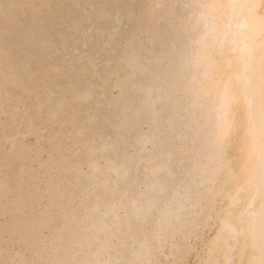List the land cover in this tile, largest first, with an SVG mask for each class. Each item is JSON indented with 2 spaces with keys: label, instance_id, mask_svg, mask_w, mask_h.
Masks as SVG:
<instances>
[{
  "label": "bare ground",
  "instance_id": "6f19581e",
  "mask_svg": "<svg viewBox=\"0 0 264 264\" xmlns=\"http://www.w3.org/2000/svg\"><path fill=\"white\" fill-rule=\"evenodd\" d=\"M7 1L3 0L4 4L1 3V5L4 7L5 2ZM20 1L24 3L25 5L24 8L28 9L30 7L29 10L30 11L32 10L31 11L32 13H33V10H36L38 7L40 10L41 7L43 8L44 4H46V0H37L39 1L38 3L36 0H20ZM75 1L74 2L76 5L78 3V0H75ZM79 1L81 4V2H83L84 0H79ZM100 1L102 2L100 3ZM103 1L104 0H99V3L101 4L102 8H104L105 5L106 7H109L112 3H114V0L113 2L110 1L111 4L108 3L109 1L107 2L105 0L106 1L105 3L109 4L107 6V4L102 5V3H104ZM154 1H158V0H153L154 4L152 3V1L149 2V4L152 3L153 5L149 6V4H147L148 7L151 8L152 6L154 7L158 6L157 5L158 2H154ZM173 1L174 0H171L172 7L174 3ZM12 2H14V0L11 1V3L9 2L10 4L7 3L8 6L10 5L11 7ZM17 2H15V5L16 4L18 5ZM48 2L53 3L55 2V0H53V2H51V0L50 1L47 0V5L50 8L51 6L50 4H48ZM87 2L89 4V5L87 4L88 8L89 6H91L89 8V11L90 9L94 11L93 8L96 9L97 7L98 8L101 7V6H98L96 3H92L90 1H87ZM128 2H131V0ZM135 2H137V0ZM90 3H92L93 5H90ZM119 3L116 2L114 3V5L115 4L118 5ZM175 3L176 5H174L175 6L174 10L177 16L175 15V13L172 15L173 17L176 16L175 18H178L179 22L177 23L173 22L174 20L176 21V19H174L171 21L172 23H169V24L178 25L179 23V27L176 25H175L176 27L173 26L175 27V29L176 28L179 29V34H178V37L175 34V37H177L175 38L174 34L172 33L174 39H176L175 42H170L172 41L171 39L169 41V38H171L170 37L171 34L168 35L169 36L168 43L175 44L173 46L175 47L176 50L174 49L175 52L173 50V53H172L173 55L171 58V56H169L171 54H169L168 52H165V49L167 50L169 45H167V48L166 47L165 49L163 48V46H166V44L164 45L163 40H166L167 38L166 39L164 38L161 40V38L163 37L161 38L159 37L160 38L159 42L163 41L162 47L160 45L161 43L159 44L157 42L154 43L156 40L158 41V39L154 40V38H151L154 40L153 41L154 44H158V47H157L158 49H160L159 45L161 47L160 53L158 52L159 54H161V56H159L161 59L159 61L160 63H156L157 65L154 64L155 62H157V58L159 57L155 55L157 53L156 51H158L155 49L157 45L155 46L154 44H152L154 45V48H152V52H156V53L152 55L150 51L149 54L152 55L151 58H153V56H157V57L156 59L155 57L153 59L155 60V62L150 63L151 60L148 59L150 64L148 62L147 63L149 65L154 64L153 68L156 67V69H158L159 72L162 69H165V68L166 69L163 72L161 71L160 74L157 73L158 75L155 74L158 71L155 70V73L152 72V76H154L153 78L154 82L152 81V78H150L151 81L153 82V83H150V87L152 84H156V85L155 86L152 85L153 89H150L149 87V89L145 90V88H143L144 89L143 92L145 94L144 96H143V92H142V96L140 97H138L137 94L141 93V91H139L140 88L144 86L143 85L144 82L145 83L147 82L142 80L143 81L142 86H141L142 81H140L141 82L140 84L138 83L140 80L139 77L145 80L147 76H146V72L144 71L145 69L144 70L139 69L140 67H137V66H140L139 65L140 61H143L142 59L149 55L143 54L144 57L142 58V56L139 55L140 54L139 50L141 51L143 50L142 52H144L143 48L145 47L143 48L140 47L141 48L140 49L139 44L136 47L137 45L135 44L136 42L134 43L132 41V43L135 44V46L134 44L133 46L139 49L138 50L139 51L138 60L140 61H137V58H138L137 50L136 52H133V53H136L135 55L131 52V50H133L131 48H130L131 56H128L130 57L128 59L126 56L129 54V50H128L129 48H126V51L128 50V54H124L125 52L124 51L122 53L123 57L120 56L119 57L120 59L118 58L119 55H115L114 58H116L117 56L118 60L113 59V61L112 59H110V56H109V58L107 59L105 58L106 59L105 60L106 62L104 63L105 65L104 64H101V65H104L102 66L104 69L102 72H105V70L108 69V65H110V63L114 61L115 62L121 61L123 65H126L122 67H125V69L130 67L131 69L130 71H132V69H135V68H137V70L139 69L138 72H140V70L144 71L145 72L144 75L139 73L137 75L139 77L134 76L137 78L136 82L135 80L134 82L135 83L138 82L137 83L138 86H135L136 84L132 85L134 84L133 80L127 81L128 79L127 80L124 79L125 76H123V79H121L120 77V79L118 80L115 79V81L117 80L115 82V85L112 86L111 89H108V90L117 89L118 94L116 93L117 95H112L111 92L107 93L106 90H103L104 83L102 82L104 81L103 79L105 78L103 76L99 77L101 74V73L99 74V72L97 71V69L101 70L97 68L99 66L97 65L94 66L92 73H90L89 80L83 79L84 81L82 80L81 81L82 83H78L80 84V86L77 85V83L75 85L74 82L76 81L73 82V78L78 76L80 70L77 71V69L76 70L73 69V71L75 70L77 72L74 71L75 73L74 72L72 73L71 71L72 76H70V79H69V75H67L68 76L66 77L67 79L63 78V80L64 79L67 81L70 80V82L68 81L66 85L62 87V85H64V82H66L65 80L64 82L62 81L63 84H61L59 88L58 86L54 85L55 90L60 89L61 87L63 91L67 90L65 91L67 95L68 93H70L71 97L69 96L70 97L69 102H67L66 98L64 97L66 95L62 94L64 96L61 97L58 91L57 92L51 91V90L49 91L46 88V90L49 92V93L46 92L48 95L45 92L43 93L46 94V97L48 96V99L46 100L48 101V105L46 109L48 110L49 113H44L46 109H43L44 108L43 106H45L44 104H46V101L44 100L41 102L40 100L42 99L36 102L38 103V106L37 105L36 106L39 107L36 110L37 112L30 113L32 111L30 110L29 112L30 115H28L31 118L30 120L35 119V120L41 121L44 118V120L46 119L48 121L47 123H44V129H41V131L43 130L42 133L44 134L42 136H39V138H42L43 140H46L48 142H51L53 141V139H55L57 141L58 151H60V149L63 148L64 143H66L65 141L67 140L71 141V144H72L71 147L73 146L74 148V149L72 148L73 150L70 148L72 151L70 152L69 155L66 153L61 155L62 160L64 161V164L62 162L60 163L63 164L66 167V169H64V171H59L61 169H58L59 173L55 172L56 177L58 175V179L53 184H55V186L58 187L57 188L58 192H56L58 193L57 198H56L58 199V201H54L53 199L50 198V196L48 197L46 196L47 204H46V207L44 206L45 209L42 210L43 212L41 214H38L39 218L38 216H36V213L35 215L31 214L33 213L32 211L35 212V208H37L36 206L37 205L39 206L40 200L41 199L43 200L41 192L39 194V192H37L36 190L34 191L32 190V191L33 193L35 191L37 193H34V194L31 193L30 195L31 197L30 200L33 202V204H31L32 202L30 204L24 203L27 201L16 204L17 201L14 203H11L14 200L13 201L10 200L11 202L9 201V203H11V206L12 204L16 205V207L15 205L13 207L14 210L12 209V207H11L12 210L7 209L8 207L6 205L7 213L9 215L12 213L10 211H14V212L16 211L17 212V213L15 212L16 215L17 214L20 215L23 212H25L26 214H22V215L32 216L31 218L28 217L29 219L27 218L25 219V217L27 216H24L23 219L26 220V222L24 220L26 224H16L15 223L16 225H18V227H21L22 225L27 226V223L28 222L30 223L31 221L32 222L35 221L36 222L35 225L38 224L35 227L33 224V229L30 226L31 230L27 226L29 228L28 230L30 231L33 230L32 231L33 233L31 234L30 232L31 235L28 233V235H30L31 237L30 238L31 241L26 239L28 240V242L29 241L30 243L32 242L34 249L37 250L35 251V254L37 255L35 256L36 258L38 257L43 260L44 257H43V254H41L43 251L46 254L52 253L51 255H53V264H162V260L165 261L164 262L165 264H188L189 262H192V264H264V86H263L264 84V41L262 39L264 35V29H263V25L260 23L258 19H256V17L252 13L254 7H256L258 4V0H175ZM40 4L43 6H41ZM53 4L55 5V3ZM61 4H60V9H62L63 12H65V9H66L67 10L66 13L68 12L70 13V11L68 10V9L72 10V8L69 7L70 4L68 6L69 8L63 7L64 4L63 3ZM71 4L73 5V3ZM80 4L78 5L79 7H80ZM125 4H126V7H125ZM125 4L123 3L124 8H126V10L122 9L123 6L119 9H122L128 12L127 10L128 3H125ZM26 5L28 6V8L26 7ZM67 5L65 3V6ZM87 5H85L84 3L81 4V6L83 7V10H81L82 8L80 9L82 13L78 7L77 9L80 12L77 11L78 13L77 12L76 13L78 15L81 14L83 16L84 15L83 11L84 9L85 11L87 10L85 8ZM119 5H122V3H120ZM134 5L135 7L139 6L137 5V3L135 4L131 3V8L129 7V10L132 13L136 12L137 14L138 13L137 11L139 10L136 11L135 10L136 8L134 7ZM168 5L170 7V3ZM58 6L59 5H57V10L55 12L59 11L58 14L60 13L61 15L62 14L66 15V13H62V11L58 9ZM132 6L134 8H132ZM10 7H6V8H10ZM75 7L74 9H76ZM112 7H114L113 4H112ZM112 7H109V9L108 8H105V9L106 11L109 12ZM154 7L153 9L156 8ZM117 8L114 7L111 11ZM138 8L140 9V6ZM12 9L16 11L15 7H12ZM54 9H56V7H54ZM54 9L52 10L53 12H54ZM6 11L4 10V13ZM89 11L85 12L86 15L84 16L86 18H89L87 14H91V13H87ZM99 11L100 10H98L97 12L99 14L102 13L101 16H103L104 13H105L104 15L109 14L111 17L112 15H118L117 21H119L118 20L119 16L123 15L125 17L127 15V14L124 15L126 13L125 11L124 13H122V11H118V9L117 11L118 13H121V15L116 13L115 12L116 10L113 11V13L115 12V14H112L111 11L110 13L106 14V12H102L103 9L100 12ZM53 12L51 13L53 14ZM153 12L155 14L154 10ZM4 13L2 15L5 17H1V16L0 17L6 19L7 16H6V13L5 15ZM18 13L15 12L16 15ZM51 13H49V15ZM60 14L59 16L58 15L56 16L60 17ZM94 14L95 15L93 16L94 17L96 16L95 18L97 19L99 14L98 16L96 13ZM147 14H150V13L147 12ZM16 15H15V18L13 17L14 15L11 18L16 19L17 21L18 18ZM36 15L37 13L33 15L34 16V18H32L33 21H36L34 20L36 19L35 17ZM137 15L130 16L131 19H128L129 16H127L126 19L128 21L132 20L133 17ZM21 16L19 15V19H21L20 18ZM46 16L48 17L47 14ZM46 16H45V19L47 18ZM56 16H53V18H51L54 21V23H51L52 20H50L51 24H56V21L54 20L55 19L54 17ZM82 16H77L76 21L79 22L80 20L78 21V19L80 18L78 17H82ZM123 16H121L120 21H122ZM146 16L150 17L151 15H146ZM50 17H48L47 20ZM90 17L92 18V16ZM105 17H107V20H108L109 17L108 16H105ZM140 17L138 16V19H140ZM143 17H145V15H143ZM40 18L43 19L44 15L43 17L41 16ZM95 18H94V23H93L95 28L101 27V25L103 24V25H108L110 29V26L112 25V23H110L109 25L108 24L109 20L114 21L115 17H113L112 19L110 18L107 21V23H105L106 20L103 21L102 18L99 17L100 18L99 26H97L99 18L96 20L97 22L95 21ZM64 19L63 21L62 20L61 21L64 22ZM159 19H162V16H160ZM23 20L24 22L26 21V19L24 18L22 19V23H23ZM29 20H31V17ZM60 20L59 21L57 20V21L60 22ZM72 20L73 22H71ZM72 20L71 21L68 20V22L67 20H65L66 25L67 23L69 24V21L71 23L76 24V22H74L75 20L74 19ZM101 20H102V24H101ZM14 21L12 20V23H15ZM18 21L15 23L16 25H18L17 24ZM40 21H43V22H40ZM39 22L44 23V20H39ZM95 22L97 24H95ZM130 22L132 21H129V23ZM133 22L135 23V19H133ZM26 23H28V21ZM36 23L38 24V22ZM40 23L38 25H43L40 27L41 28L40 30H43L42 27H45L47 22L44 23L45 26L44 24H40ZM50 23L48 21L49 25ZM113 23L115 24L116 22H113ZM124 23L126 24V21ZM151 23L156 24L157 22L153 21ZM33 24L36 25L34 22ZM33 24H32V27H34ZM60 24L65 25L63 23H60ZM16 25L13 24V26L15 27ZM19 25L21 26V22ZM62 25L60 26L58 25V27H61ZM76 25H79V24L77 23ZM118 25L115 24V27L116 28L119 27ZM136 25L137 24H135V26ZM144 25L145 24H142L141 26V23H139V26H140L139 29L140 28L142 29ZM158 25H159L158 26L159 28L160 25L162 24L159 23ZM50 26L45 27L46 30L48 29V27L50 28ZM68 26L69 25H67V27ZM94 26H92L93 29H94ZM149 26L150 24L148 25V27ZM26 27H27L26 28L27 30H28V27L30 30V25L29 26L26 25ZM32 27H31L32 30L36 29L34 30V32L38 30L37 25H36V28L34 29ZM53 27L55 28V25ZM58 27H56L55 29H57ZM86 27H89V26H86ZM123 27L125 28V25ZM123 27L122 26L119 27V30H121ZM163 27L164 28H161V27L159 28L162 30L161 32H164L163 31L164 29H169V28H166L165 25H163ZM54 28L51 29L53 31H51L50 29L49 31L51 33L56 32L57 30L55 31ZM107 28L108 27L106 26V30ZM135 28H133V30ZM150 28L153 31V28L152 27ZM158 28L157 30H159ZM5 29L3 31H5L6 33L7 30ZM26 29H24L25 30L24 32H26ZM98 29L99 28H97V30ZM101 29L104 30L103 32L106 31L104 28L101 27L99 31H95L96 30L95 29L93 35L94 36L96 35L95 32H97L98 34L101 33ZM151 29L149 30L150 32H152ZM170 29H172V25H170ZM0 30L2 33V28ZM17 30L18 29L11 30L10 34H12V31L15 32ZM32 30L27 31V33L30 32L32 34ZM46 30L44 29L43 32L38 31L40 35L42 34L43 37L44 36L47 37L46 41L48 42V44L43 43L42 44L43 47L45 46V44L48 45L50 49L51 48L54 49V47H51V45L58 47V45L60 44V48L62 46H65V44L63 43L66 41V37L64 36L65 32L64 34L62 33L63 31L61 32L62 29L59 30L58 32L59 34L62 33V35H59L58 33L54 34V36L56 34L58 35V37L60 36L59 37L60 39L64 36L62 40L65 38L63 41L59 39L61 43H59L58 45H54V43L51 44L49 42V39L51 38L49 36H51L52 34L48 31L49 34L47 36L46 33L48 32ZM144 30H147V28H144ZM144 30L143 32H145ZM110 31L107 33H110ZM122 31L124 32V30ZM38 32H36L37 33L36 38L38 37L37 36L39 34ZM127 32L129 31H126V33L121 34L122 36L123 35L125 36L124 38L125 42L127 40L126 44L130 42V41L128 42V39H130L129 37L131 36L130 35L131 33L129 32V34H127ZM156 32L157 31H153L155 35H157ZM20 33L23 34L22 32ZM30 33H29V36L27 34L26 37L25 35L24 36L21 35L23 37H20V39L22 40L23 38L24 40V37L25 38L30 37ZM139 33L140 32H138V34ZM145 33H148V30ZM33 34L35 35V33ZM112 34L113 33L109 34L110 36L108 35L110 39L107 37L108 38L107 41H110L108 43L111 45L109 48L114 49L113 48L114 45L112 46V44L114 43L115 40L111 39ZM160 34L164 35L165 33H160ZM119 35L120 33L118 34V36ZM126 35L127 36L129 35L128 39L126 38ZM165 35H167V33ZM7 36H6V39L5 37H3V39L6 40V41L4 40V44L7 42V38H9ZM42 36L40 38H42ZM101 36L103 35H100L99 37L102 38ZM115 36H112V37L114 38ZM149 36L151 37V34H149ZM158 36L159 35L154 36V37H158ZM13 37L9 41L10 44L13 43L14 41H17L16 43H18V40H17L18 37L15 38L16 36L14 37L15 40L11 41L14 39ZM30 38L29 40L26 39L27 42L32 41L30 42L32 46L30 45L29 49L30 48L33 49L34 45L36 48V44H38V40L35 41L37 43L33 45V41H34L33 39L35 37H32L33 39L32 38L30 39ZM97 38H95L96 41L94 42L98 43V40H100L99 42H101V39L100 38L97 39ZM104 38L105 37H103L102 40H104ZM133 38H136V37L134 36ZM43 39H45V37ZM119 39H118V42H119ZM146 39H149V38H146ZM69 40H67V42ZM93 40H94V37H93ZM111 40L113 42H111ZM42 41L44 40L41 39V42ZM73 41L76 42L75 40ZM149 41L151 42V40ZM41 42L39 41V44L37 46H40ZM67 42L65 43L68 45ZM105 42L106 41H104V43ZM116 42L117 40L115 41V43ZM150 42L148 43L151 44ZM87 43L88 42L82 43V44L88 45ZM138 43H141V42H138ZM21 44L23 45L24 42H22ZM92 44L91 46L90 45L89 46L92 47ZM8 45L9 44L6 45L7 49H1V50H3L4 52L6 50L7 52L9 49ZM22 45L21 47H18V48L27 49L26 46H28L29 43H27V45L25 43V45H23L25 46L24 48ZM67 45L65 46V51L70 48V47H67ZM2 46L0 47L2 48ZM48 46H45V47L47 48ZM93 46L95 47V45ZM43 47L41 49L39 47L37 48L42 51L43 55L41 54V56L43 57L46 64L42 63L43 59H41L42 57H40V51H38L37 48L36 49L34 48L33 52H39L38 54L41 60H38V61H41L40 63L42 64L38 66L39 68L38 71H36L37 69H35V67L32 66L33 71L35 70L36 72H39L43 70L42 72L47 71L49 73L51 71L50 69H52V71L56 70V72L57 71L60 72L59 68L62 69V65H65L64 69H67V68L72 69L70 68L71 67L70 60L68 62L67 61L68 59H66L65 56H62V58L60 57L59 59H57L56 60L58 61L57 63L56 62L52 63V61H54L53 60L54 58L51 59L52 61L48 59L52 57L50 55L51 53H53V51L54 53L57 52L58 54L56 53V55H58L59 57V54L64 52L63 48L62 49L57 48L58 51L59 50L62 51V52L60 51L58 52L56 51L57 49L56 50L54 49L53 51H51L52 49L48 50L49 48L48 47L47 48L48 53L47 52L46 53L48 55L50 54L49 55L50 57L48 55H45V57L47 56V58H44V54H45L44 52L46 51V48L45 50H43L44 49ZM126 47H129V45H126ZM14 48L15 46L14 47L11 46L10 49L14 50ZM104 48L105 47H103V49ZM10 49L9 51H11ZM22 49L20 50L22 53L21 52H20L21 54L17 53L18 54L17 56L19 57V59H20V56L23 59L28 58L22 55L23 53L25 54L26 52ZM32 49L28 50L29 53H31ZM111 49L109 51H111ZM162 49L164 50L165 54L167 53L166 55L168 57L167 58L168 60L165 59L166 56L162 58V54H164V52H162ZM34 50H37V51H34ZM169 51H170V48H169ZM4 52L1 51L0 53L2 54ZM14 52L12 54H14ZM33 52L31 53L32 55L35 54ZM115 52L117 53L116 50ZM86 53L88 54V52ZM64 54L62 53V55ZM87 54L84 55L81 58V60L85 59L84 57L85 56L87 57L88 56ZM132 54H133V57L135 55L137 56V58L134 59L135 57L133 58ZM32 55L30 56L31 58L36 56L37 54L34 56ZM52 55L54 56V54ZM108 55H110V53ZM124 55L126 56L124 57ZM7 56H8L7 58L11 56L12 57V58L10 57L11 62L14 63V61H12L14 56L13 55L9 56L8 54ZM91 57L88 60L91 61L90 63L94 64L95 57L94 56H93L94 58L92 57L94 62H92ZM100 57H102V55ZM22 58L20 60H22L21 63L24 64V60ZM63 58H64V62L66 60L67 62L66 64L64 62H63L64 64H60ZM20 60L18 61L17 59L18 64H20ZM59 60H61V62H59ZM27 61L29 60L27 59ZM136 61L139 63H137ZM71 62L74 65L76 61L74 63L73 61ZM121 62H120V65L122 64ZM135 62L137 63V65ZM68 63L70 67H67ZM10 64H11L10 67L14 65V64L12 65V63ZM27 64L29 65L28 62L26 63V66ZM38 64L39 63L37 62V65ZM134 64L136 65V67L134 66ZM77 65L79 68L80 67L79 64ZM144 65H142L144 68L145 66H147L146 71H149L147 73L151 74L150 70L148 69L149 65H145V66ZM0 66H1V63H0ZM18 66L19 65H17V70L20 66H21L20 69H22V71L23 69L24 70L27 69V67L26 69L22 68L23 65H20L19 67ZM34 66H36V61L34 62ZM116 66H118L119 67L118 69L121 70L120 69L121 66L119 65H116ZM15 67L16 66L14 65L13 70ZM56 67H59L58 68L59 70L56 69ZM157 67H160V70ZM161 67H164V68H161ZM1 68L2 67H0V71L4 69V67L3 69ZM44 68L46 71L44 70ZM46 68H48V70ZM153 68L151 66L152 70H154ZM69 69L68 71L65 70L66 73L64 72L65 73L64 76L68 74L67 72H70ZM125 69H122V70H125ZM7 70H10L12 72V70L9 68ZM17 70L15 68L13 76L16 75V77H18L17 75H20L19 73L21 72L20 71L18 72ZM137 70L135 71L136 73H137ZM16 71H17V74H16ZM27 71L30 72L31 70H27ZM11 72L9 73V71H7L8 74L6 76L4 75V77H8L9 75L7 80H5L6 78L4 79L3 75L0 76V77H3V81L0 78V82H4L5 80L6 81L5 84H7L10 78V75L12 74ZM36 72L35 74L29 73V75L32 74L35 77ZM42 72H40L41 75L44 74L46 76V74L45 73L42 74ZM132 72H130V74H133ZM28 73H27V76L25 77V80H27V77H29ZM108 74H111V73L109 72ZM22 75L18 77L19 81H20V78L24 77ZM44 75L42 76V79ZM125 75H126V78H129V75L128 76L127 74ZM108 76H111V75H108ZM112 76L114 75L112 74ZM18 78L16 79L18 80ZM95 78L96 80H94ZM130 78L133 79V75H131ZM16 79L15 78L13 79L15 80L13 81L14 84L16 82ZM34 79L35 78H33V80ZM101 79L103 81H101V84H100L98 82H100ZM105 80H107V78ZM29 81H27L29 83L28 86L27 85H24V87L21 86L22 88H25L24 89L25 91L28 89L29 86H32L31 84L33 81L32 80L30 82ZM44 82H43V86H44ZM110 82H111L110 84L111 86L113 81H109V83ZM130 82H132V84ZM23 83H19V84L22 85ZM107 83L108 82L106 81V84ZM57 84L59 85V83ZM160 85H163V86L166 85V87L164 86V88L165 90L169 89L167 90L169 92H170V88H168L167 85H170L169 87L172 88L171 93L167 91L166 93L165 90H163V86L160 88ZM26 86H27V89H26ZM133 86L137 87L138 91L136 90L137 88L133 89L134 88ZM22 88L18 87L19 90L20 89L22 90ZM97 89L101 93L98 94V92H96ZM8 93L6 92L7 95ZM13 94L14 93H12V95ZM9 95L11 96V93ZM32 97H35V96L32 95ZM71 98L72 100H74L73 101L74 103L72 102ZM3 101L1 103H3ZM3 105L5 106V104H2V106ZM93 105L96 107V110L93 114H90L89 109H91L92 108L91 106ZM15 107H16V104H15ZM24 107H22L21 109H23ZM17 108L18 107H16V109ZM1 109H5V108H1ZM6 110H5V113H6ZM23 114L25 113L23 112ZM44 114H46V116ZM0 115H1V112H0ZM2 115H5V114L2 113ZM10 117L12 118V116ZM18 117L20 116L18 115ZM8 118H9V114H8ZM74 118H75V121H74ZM12 122L15 123L14 121ZM32 122L33 121H30L29 123L33 124ZM7 123H10L9 120L3 124L4 125L3 129L5 130H7L6 127L8 128ZM57 123L58 124L60 123L62 125L61 126L62 129L64 127L67 131L64 129H63L64 130L63 132L58 131L61 128L59 129L57 128V132L54 131V126ZM33 126L34 127L40 126L41 128L42 124L41 125L33 124ZM69 127L71 129H69ZM29 129L28 128L24 129L25 132L27 130V133L23 132V129H22V132H20L21 135L24 133L30 135V131H28ZM32 130H35V128ZM9 132L8 134L10 135ZM40 132H38V134ZM60 132L62 133L65 132L66 134L68 132L69 136L67 137L64 134V137H63V135H61L62 133ZM32 133L33 131L31 132V134ZM4 135L2 136V139L5 138ZM9 135L8 137L4 139V141L6 140V143H7V140L11 141L9 142L10 144L9 148L11 147V150H9V154L13 152V155H16V156L15 157L11 156V158L14 157L15 160L11 159L12 161L9 162L8 160L7 162L9 154H7L8 152H4L5 151L4 146H3L4 142L3 143L0 142V160L4 162L0 164V198L7 197L8 194H10L14 190L13 189L14 184H16L19 180H21V178L24 175H27V179L30 181L32 180L33 177H36L37 175H41L40 173L36 174V176L35 174H33L35 173V171L33 172V169L35 170V168L37 167L29 170L28 169L29 166L26 167L23 165V159L21 158V156L23 155V152L25 151H23L22 155H20L19 153L21 152H19V150L21 151V149L17 147L18 139L16 137H13V138H16L17 141L16 139L13 140L12 136H9ZM29 135L27 136L29 137ZM35 139H36V136H35ZM43 142L44 141H42V143ZM53 143L54 142H52V144ZM7 146H8V143H7ZM21 146H25V144L20 145V147ZM29 146L30 145H28V148H30ZM35 146L33 148L34 152H35ZM31 148L29 150H31ZM23 149L25 148L23 147L22 150ZM36 149H38L37 146H36ZM45 149H43L44 152H45ZM40 150H42V148ZM6 151H7V147H6ZM31 151H27V153L28 152L32 153ZM64 151L66 152L67 150L64 149ZM64 151L62 150V152ZM51 152L54 153L55 151H52L51 149ZM40 153L42 154L43 151L39 152V155L41 156ZM24 155L26 156V153ZM48 155L46 156L50 158V155L49 156ZM58 156L59 158L57 159H59L60 161V154ZM23 158L25 160V157ZM53 158L54 157L52 156L51 160H54ZM28 160L27 162L29 163V161L32 160V158L29 161ZM57 161L58 160H56V162ZM37 162L38 161H36V164ZM39 162L41 161L39 160ZM53 164L54 163H52L51 165L53 166ZM25 165H28V164H25ZM31 165H33V163ZM57 165L59 164H56L55 166ZM31 167L33 166H30V168ZM38 168H39V165H38ZM38 168L36 171H38ZM49 168L52 169V167H49ZM57 168H60V167L59 166L55 167V169ZM40 169H41V166L39 170ZM46 173H47L46 174L47 176L48 171H46ZM54 175L52 176V178L54 177ZM27 182L28 181H26V185H23V186L27 187L28 186ZM46 183L47 185L49 183V181L47 182V179H46ZM41 189L43 190V188ZM88 189L89 191L91 189V192H89L90 194H87L86 197L83 198L84 200H82L81 197L83 196L84 192L86 193V190ZM23 194L25 193L23 192ZM38 197L39 199L41 197V199L39 200ZM53 198H55V196ZM21 199H24V198L22 197ZM77 199L78 201L80 199L81 202L79 201L80 203L78 204L77 209L75 208L76 210L72 211V208H74L73 206H71L72 207L71 209L67 208V207H70L68 205H70V203L73 202L72 200H75L76 202ZM9 203H8V206H10ZM40 203L42 204V202ZM3 208L5 207L3 206ZM25 209L29 211L27 212ZM33 215H34V218H33ZM23 219H21L20 221H22ZM79 225L82 227H78ZM21 228L23 229V226ZM19 229L17 228V231ZM24 229L27 232V228L24 227ZM117 233L125 235L126 236L125 239L124 238L120 239V234L119 236H117ZM114 238H117L116 242L113 241ZM44 240L46 241L49 240L50 245L49 243L48 245H46ZM16 242L14 243L16 244ZM3 246H5V244ZM1 247L2 246H0V256H2L1 254L3 253L5 254V250ZM62 252L64 253L63 255L60 254ZM2 257H3V260L0 257L1 258L0 263H3V264H5L6 261H7L6 264H28L26 262L27 260L26 261L23 260V258L19 257V255H15L13 258L10 256L9 258L7 257L9 260L5 258L6 256L5 257L2 256ZM4 258L6 260L5 262H2L4 261ZM15 258L18 260L16 261ZM47 260L49 261V258ZM47 260H45L44 258L43 261L45 262H43V264H48L49 262Z\"/></svg>",
  "mask_w": 264,
  "mask_h": 264
},
{
  "label": "rangeland",
  "instance_id": "374dc122",
  "mask_svg": "<svg viewBox=\"0 0 264 264\" xmlns=\"http://www.w3.org/2000/svg\"><path fill=\"white\" fill-rule=\"evenodd\" d=\"M4 1H5V0H4ZM6 1H7V0H6ZM11 1H13V0H11ZM11 1L8 0L7 2H5L6 7H10V5L8 6L7 3H9V2L11 3ZM19 1H20V0H18V2H17V0H14V2H12V5H13V6L11 5L10 8H6L5 5H4V7L1 5V3L4 4L3 0H0V5H1V6H0V10H1V12H0V16H1V17H5V16H3L2 14L4 13V10H5V11L7 10V11L5 12L7 18L5 19V18H1V17H0V20H1V21H0V29L2 28V33H1V30H0V34L2 35V36L0 35V38H2V39H0V46H2V45L4 44V40L6 39V36H7V34H8V36H7V37H9V38H7V42H8V43H7V42H6V43L9 44V45H8V46H9V49L11 48V46H12V47L15 46L14 50H15V52H16V53H15L14 50H12V49H10L12 52L9 51V49H8V51H7L8 53L6 52V50H5V52H4L3 50H1V49H7V46H6L7 44H6V43L2 46V48L0 47V50H1L2 52H4V53H2L4 56H3L1 53H0V55H2V56L5 58V60H4V58H3L2 56H0V63H1V66H0V67H2L1 69H3V67H4V69H3L2 71H0V76H2V75H3V77H4V75L6 76V75L8 74L7 71H9V73H10L11 71H10V70H7L8 68L12 70V72H11L12 74L10 75V78H9V80H8V83L10 82L11 84H10V83H9V84H8V83L5 84V83H6L5 80L8 79L9 75H8V77H4V79L6 78V79L4 80V82H0V83H1V84H0V107H1V108H5V109H1V108H0V112H1V115H0V116H1V117H0V136H1V137H0V142H1V143L4 142V143H3L4 149H5L4 152H8L7 154H9V150H11V147L9 148V145H10L9 142H11V141H10V140H7V143H8V146H7L6 140L4 141V139H5L6 137H8V135H9L8 132H9V130H10V132H9L10 135H9V136H12V139H13V140H15L16 138L18 139V145H17V147H19V149H21V151L19 150V152H21V153H19V154L22 155V152L25 151V152H23V155H22L23 157H25V160H24V158L21 156V158L23 159V165L26 166V167L29 166V167H28L29 170L32 169V168H35V167L38 168V165H39V168H40V166H41V169H40V170H42V171H40L39 168H38V171H36L37 168H35V170L33 169V172L35 171V173H33V174H35V176H36V174H39V173H40L41 175H37L36 177H33L31 181L27 179V175H24V176L21 178V180L18 181V182H20V183L17 182L16 184H14V188H13L14 190H13L10 194H8L7 197H5V198H4V197H1V198H0V212H1V214H0V244H1V245H0V246H2L1 248H3V249L5 250V254L3 253L4 255H3V254H1V255L4 256V257L6 256L5 258H7V257L9 258V256L13 258L15 255H19V257L23 258V260H25V261L27 260L26 262H27L28 264H43V262H45V261H43L44 258H45V260H47V259L49 258V261L47 260V261L49 262L48 264H53V255H51L52 253H48V254H46V253H44V252L42 251L41 254H43V257H44L43 260L40 259V258H38V257H37V258L35 257V256H37V255L35 254V251H37V250L34 249V246L32 245V242L30 243V241H31V240H30V238H31L30 235L33 233V232H32L33 230H32V231H30V230H31V227H32V229H33V224H34V227L37 226L38 224L35 225V223H36L35 221H33V222L31 221L32 223H31V222H30V223L28 222V223H27V226L30 228V230H28L29 228H28L27 226L22 225V226H23V229H22V228H21L22 226H21V227H18V225H16V224H26V223H25V222H26L25 219H26V218L29 219L28 217L31 218L32 216H31V215H30V216L22 215V214H26L25 212H23L22 214H20L21 216H20L19 214L16 215V213H17L16 211H15V212H16V213H15L14 211H10V210H9V211L12 212V213L9 215V214L7 213V209H11V207H12V209L14 210L13 207H14L15 204H12V206H11V203H14V202H16V201H17L16 204H18V203H20V202H24V201H27V202H24V203H28V204H30V203L32 202V201L30 200V199H31L30 195H31V193H33L34 190H36L37 192H39V194H40V192H41L43 200L41 199V197H40L41 200H40L39 197H38V199L40 200V202H42V204L39 202V206H38V205L36 206L37 208H35V212L31 210L33 213H31V212H29V213L34 214V215H35V213H36V216H38V218H39V215H38V214H41V213L43 212L42 210H44L45 207H46V204H47V197H48V196H50V198L53 199L54 201H58V199H56V198H57V194H58V193H56V192H58V189H57L58 187H56L55 184H53V183H55V182L57 181V179H58V175H57V177H56V173H55V172L59 173V172H58V169H61V170H59V171H64V169H66V167L63 165V164H64V161L62 160L61 155L64 154V153H66V154L69 155L70 152H71L74 148H73V146L71 147V145H72V144H71V141H70V140H67L68 142L65 141L66 143H64V146H63V148H64L65 150H67V151L65 152L63 148H61V149H62L64 152H62L61 149H60V151H58V150H57V148H58V146H57V141H56L55 139H53V141H51V142H48V141H46V140H43L42 138H39V136H42V135L44 134V133H42L43 130L41 131V129H44V123H47L48 121H47L46 119L44 120V118H43V120H41V121H38V120H35V119L30 120L31 118H30V116H28V115H30V113H32V112H37L36 110H37V108H39V107H37V106H38V103H36V102H37L38 100L42 99V100H40V101L42 102V101H44V100L46 101V100L48 99V96L46 97V94L49 93L47 90H49V91H50V90H51V91H56V92L58 91V92H59V95H60L61 97L64 96V95H66V96H64V97L66 98L67 102H69V101H70L69 98L71 97L70 93H68V95H67V94L65 93V91H67V90H64V91H63V90L61 89V87H60V89H56V90H55V86H58V88H59V86H61V84H63L62 81L64 82V80L67 79V78H66V77H68L67 75H69V79H70V76H72L71 71H72V73H73L76 69H77V71H78V70H80V71H79L78 76L73 78V82L76 81V82H74L75 85H76V83H77V85L80 86V84H78V83H82L81 81H82L83 79H84V80H89L90 73H92V71H93V69H94V66H96V65L99 66V67H97V68L101 69V70H98V69H97V71L99 72V74L101 73L99 77L103 76L105 79L107 78V80L103 79L105 82H104L102 79L100 80V82H98V83H100V84H101V81H103L102 83H104V84H106V81L108 82L106 85L103 84V90H106L107 93L111 92L112 95H117V94H118L117 89H112V90H108V89H111L112 86L115 85V82H116L118 79H120V77H121V79H123V76H125L124 79H126V80L128 79L127 81H129V80L132 81V80H133V83H134V84H132V82H130V83H131L132 85H135V84H136L135 86H138V84H140V83H141L140 81H142V80L147 82V83L144 82V84H143V81H142L141 86H142V84L144 85V86L141 87L142 90H141V88L139 87V88H140L139 91H141V93L139 94V93L137 92V93H138V94H137L138 97L142 96V92L144 91L143 88H145V90L149 89V87H150V83H153V82H154V79H153L154 76H152V72L155 73V70L158 71V69H156V67H155V68H153V67H154V64L157 65L156 63H160L159 61H160L161 58H160L159 56H161V54H159V53H160V49H161V47L163 46V43H164V45L166 44V46H163L164 49H165V47L167 48V45H169V46H168V49H167L168 51L165 49V52H168L169 54H171V55H169V56H171V58H172V55H173L172 53H173V50L175 49V47H174L173 45H175V44H172V43L169 44L168 42L170 41V39L172 40V41H170V42H175V41H176V39H174V37H175V34H176V36L178 37L179 29H178V28L175 29V27H176V26L179 27V23H178V25L175 24L176 26L173 25V24H169V23H172L171 21L174 20V19H176V21L174 20L173 22H176V23L179 22V20H178V18H175V17L177 16L176 13H175V10H174V7H175L174 5H176L175 0L173 1V2H174V3H173V7H172V4H171V3H172L171 0H169V1H167V0H158V1H154V2H158V4H157L158 6H155L156 8H155L154 6H152V7L150 8V7H148V5H147V4H149V2H151V1H152V3H153V0H148V1H147V0H139V1L137 0V2H135L136 0H131V2H128V1H130V0H127V1H126V0H114V3H116V2H117V3H119V2L122 3V5H119L120 3H119L118 5H116V4L114 5V3H112L113 6L116 7V8L118 7V8H117L118 11H122V13H124V11L126 10V8H124L123 3H124V4H125V3H128V5H127V6H128V8H127L128 12L125 11L126 13H125L124 15L127 14L125 17H124L123 15H121V13H118L117 9H115L116 11L113 10V11H115L116 13H118L119 15L123 16V17H122V18H123L122 21H120L121 16L118 17V20H119V21H117V16H118V15H112V17H111L109 14H107V13H110V11L114 8V7H112V4L110 3V1L113 2V0H106L107 2L109 1L108 3L111 4L109 7H112V8L110 9L109 12L106 11V9H105V8H108V9H109V7H106V5H105V4H107V3H105V2H106L105 0L103 1L104 3H102V5H103V4L105 5L104 8H102V6H101V4H100L102 1H100V3H99V0H98V1L96 0V2H95V0H93L94 2L91 1V0H84V1H86V2H87V1H90V2H92V3H96L98 6H101V7H99V8L97 7V8H98V9L96 8L97 10H96L95 8H93L94 11H92V10L90 9L91 12L89 11V8H90L91 6H89V8H88V5H89L88 2H87V3L84 2V1L81 2V4H83V3H84L85 5L88 4L85 8L87 9L86 11H89V12H87V13H91V14H87V15L89 16V18H86V17L84 16V15H86V13H85L86 11H85V9H84V11H83V12H84V13H83L84 15H83V16H84L85 19L83 18V16H82L81 14H79V15L77 14L78 12H80L81 10H83V7L81 6L79 0H78V3L76 4L77 6L75 5V2H76L75 0H72L73 2H72L71 0H69L71 3H73V5H72L69 1H67V0H65V2H64V0H63V1H61V0H57V2H56V0H55V2H53V0H51V2L55 3V5H54L53 3H49V2H48V4H50V6H51L50 8L48 7V5H47V0H46V4H44V7H43V8L41 7L40 10H39V7L37 8L38 5L36 6V8H37L38 10H37V9H36V10H33V13H34V14L31 12L32 10H31V11L29 10L30 7L28 8V6L26 5V7H27L28 9L24 8V6H25L24 3H23L22 1H20V2H19ZM36 1H37V0H36ZM48 1H50V0H48ZM59 1H60V3H59ZM66 1L69 2V3H67ZM74 1H75V2H74ZM146 1H147V2H146ZM161 1L163 2V4H162ZM164 1H165L166 3H165ZM15 2H17L18 5H17V4L15 5ZM38 2H39V1H37V3H38ZM97 2H98L100 5H99ZM134 2L137 3V5L140 6V9H141V10L138 8L139 6H138V7H135V5H134V7L136 8L135 10H136V11L139 10V11H137V12H138L137 14H139V15H137L136 12H135V13H132V12L129 10V7L131 8V3H132V4H135ZM138 2H139V3H138ZM140 2H141V3H140ZM168 2L170 3V7H169V5H168V4H169ZM10 3H9V4H10ZM61 3L64 4L63 7H68L69 4H70L69 7H71L73 11H72L71 9H68V8H69V7H68L67 9L70 11V13H69V12L66 13V12H67L66 9H65V12H63V10L60 9V4H61ZM65 3H66V5H67V4H68V5L65 6ZM92 3H90V5H93ZM143 3H144V4H143ZM152 3H150L149 6H151V5L154 4V3H153V4H152ZM167 3H168V4H167ZM19 4H20V5H19ZM79 4H80V7L78 6ZM96 4H95V5H96ZM142 4H143V5H142ZM40 5H41V4H40ZM40 5H39V6H40ZM57 5H59V6H58V9L61 10L62 13H66V15H65V14H64V15H63V14L61 15V14L59 13V14H60V17H58V16H59V14H58L59 11L55 12V11L57 10ZM61 5H62V4H61ZM108 5H109V4H107V6H108ZM167 5H168V6H167ZM16 6H17V7H16ZM22 6H23V7H22ZM41 6H43V5H41ZM52 6H53V7H52ZM72 6H74V7L76 6V7H75L76 9H74V7H72ZM122 6H123L122 9H125V10L119 9V8H121ZM143 6H144V7H143ZM163 6H164V7H163ZM166 6H167V7H166ZM1 7H2V9H1ZM12 7H15V8H16V9H15L16 11H14V9H12ZM18 7H19V8H18ZM54 7H56V9H54ZM61 7H62V6H61ZM63 7H62V8H63ZM77 7L79 8V10H80L81 8H82V9L79 11V10L77 9ZM93 7H94V6H93ZM125 7H126V4H125ZM134 7L132 6V8H134ZM153 7H154L155 9H153ZM160 7H161V8H160ZM101 8L103 9L102 12H106V14H107V15H104L105 13L103 14L104 18H106V19H104L103 16H101L102 13L99 14V13L97 12L98 10L101 11V10H102ZM137 8H138V9H137ZM159 8H160V9H159ZM167 8H168V9H167ZM34 9H35V8H34ZM53 9H54V12L52 11ZM108 9H107V10H108ZM142 9H143V11H142ZM152 9L155 11V14H154V12H153ZM22 10H23V11H22ZM28 10H29L31 13H30ZM43 10H44V11H43ZM74 10H75V12H74ZM104 10H105V11H104ZM133 10H134V9H133ZM133 10H132V11H133ZM168 10H169L170 12H169ZM173 10H174V11H173ZM10 11H11V12H10ZM13 11H14V12H13ZM21 11H22L23 13H22ZM34 11L37 13V15L39 14L38 16H37V15L35 16L36 19H34V20H36V21H33V19H32V18H34L33 15L36 14ZM37 11H39V12H37ZM61 11H60V12H61ZM71 11H72V12H71ZM77 11H78V12H77ZM100 11H99V12H100ZM113 11H111V13H112V14H115V12L113 13ZM149 11H150V12H149ZM156 11H157V12H156ZM165 11H166V12H165ZM2 12H3V13H2ZM15 12H17V13L19 12V13L16 15ZM51 12H53V14H52ZM76 12H77V13H76ZM93 12L96 13V14H97V13L99 14V16H98V14H97L98 18H99V17L102 18L103 21L106 20L105 23H107V21H108L110 18L112 19L113 17H115V18H114V21H113V20H109V23H108V24L110 25V23H112V25L110 26V29H109V26H108V25H103V24H102V20H101V24L103 25V26L101 25V27L104 28V29L106 30V26H107V27H108V28H107L108 31L106 30L105 32H103L104 30L101 29V33H103V34L99 33L100 35H103V36H101L102 38L105 37L104 40H102V38L99 37L100 35H99L97 32H95L96 35L98 34V35H97L98 38L101 39V42H99L100 40H98V43L94 42V41H96L95 38H97V36H96V35L94 36L93 34H94V30H95V29H96L95 31H99V29H100L101 27H96V28H95V26H94L93 23H94V18H95L96 16H95V17L93 16V15H95ZM129 12H130V13H129ZM133 12H134V11H133ZM140 12H141V13H140ZM147 12L150 13V14H147ZM152 12H153V13H152ZM172 12H173V13H172ZM1 13H2V14H1ZM5 13H4V15H5ZM12 13H13V14H12ZM49 13H51L53 16L58 15V16L54 17V18H55L54 20L56 21V24H51V23H54V21H53V19H51V18H53V16H52L51 14L49 15ZM55 13H57V14H55ZM81 13H82V11H81ZM92 13H93V14H92ZM151 13H152V14H151ZM156 13H158V14H156ZM170 13H171V14H170ZM174 13H175L176 16L173 17L172 14H174ZM252 13H253V15L256 17V19H258V20L260 21V23L263 25V29H264V0H258V4H257L256 7H254ZM8 14H9V16H8ZM11 14H12V16L14 15V16H13L14 18H15V15H16L17 18H18V20H20V21L17 20V21H18V23H17L18 25L15 24V23L17 22L16 19L11 18V17H12ZM26 14H27V15H26ZM30 14H32V15H30ZM46 14L48 15V17L51 16L48 20H47L48 17L46 16ZM72 14H74V15H72ZM129 14H130V15H129ZM153 14H154V15H153ZM165 14H166V15H165ZM168 14H170L171 16L168 15ZM19 15H20V16L22 15V16L20 17L21 19H19ZM23 15H24V16H23ZM43 15H44V18H43V19L40 18L41 16L43 17ZM68 15H69L70 17H72V18H70ZM132 15H133V16H134V15H137V16L133 17V19H135V23L133 22V19H132V20H129V21H132V22H130V23H129V21L126 19L127 16H129L128 19H131L130 16H132ZM143 15H145V17H143ZM146 15H151V16H153V17L150 16V17H151V18H150L149 16H146ZM157 15H158V17H157ZM25 16H26V17H25ZM29 16L31 17V20H32V21L29 20V19H30ZM45 16L47 17L46 19H45ZM63 16L65 17V19H64ZM77 16H82V17H78V18H80V19H78V21L80 20L79 22L76 21ZM90 16H92L93 19H92ZM105 16H108V17H109L108 20H107V17H105ZM138 16H139V17L141 16L140 19H138ZM155 16H156V17H155ZM160 16H162V19H159ZM23 17L26 19V21L24 22V20H23V23H22V19H24ZM38 17H39V18H38ZM61 17L64 19V22H62L63 19H62ZM67 17H68V18H67ZM57 18H59V19H57ZM60 18H61L62 21L60 20ZM69 18H70V19H69ZM98 18H97V19H98ZM100 18L98 19V24L96 23V22H97V21H96L97 19L95 18V21H96L95 24H97V26L100 25V23H99ZM156 18H157V19H156ZM172 18H173V19H172ZM9 19H10V20H9ZM11 19H12L13 21L15 20V21H14L15 23H12V20H11ZM27 19H28V20H27ZM37 19H39V20H44V23L47 22V23H46V26H45L44 23H40V22H43V21H40V22H39V20H37ZM72 19H74V20H75L74 22H76V24L78 23L79 25H76L75 23H71V22H73ZM82 19H83L84 21H83ZM124 19H125V20H124ZM136 19H137V21H136ZM45 20H46V21H45ZM50 20H52L51 23H50ZM57 20H58V21L60 20V22H58ZM65 20H67V22H68V20H70V21L72 20L71 22L69 21V24L67 23V25H69L68 27H67V25H66V21H65ZM90 20H92V21H90ZM146 20H147V21H146ZM157 20H158L159 22H158ZM177 20H178V21H177ZM2 21H3V22H2ZM10 21H11V22H10ZM27 21H28V23H26ZM30 21H31V22H30ZM48 21H49V23H50L51 26L48 24ZM81 21H82V22H81ZM89 21H90V22H89ZM110 21H111V22H110ZM125 21H126V24L124 23ZM149 21H150V22H149ZM153 21H154V22H157V23H156L157 26H156L155 23H151V22H153ZM162 21H163V22H162ZM169 21H170V22H169ZM4 22H5V23H4ZM20 22H21V26L19 25ZM33 22L38 26V27H37L38 30L35 31V32H34V30H36V29H34V28H36V25H34ZM36 22H38V24H39V23H40V24H44L45 27L50 26V28L52 27L51 29L54 28V27H53L54 25H55V28H56V27H58V25H59V26L62 25V24H60V23L65 24V25H62V26H61V27L65 26V27H63V28H61V27H58L57 29L54 28V30H55V31L57 30V31H56V32H52V33L49 31V29H50L49 27H48L47 30H46L45 27H42L43 30L45 29L47 32L49 31V32L52 34L51 36H49V37H51L50 39H51L52 42L50 41V39H49V37H48L49 42H50L51 44L54 43V45H58L59 43H61L60 40H62V38H63L64 36L66 37V41H65V42H67V40L70 39V40L67 42L68 45H67L65 42L63 43V44H65V46L67 45V47H70L69 49L66 48V49H67L66 51H65V46H62V45H61L62 47L60 48V44L58 45V47H57V46H53V45L50 44L51 47H54L55 50H56L57 48H59V49H62V48H63V49H64V52H62V51H60V50H59V51L62 52L63 54L65 53L64 55H62V53H61V54H59V57H58V55H56L57 52L54 53V51H53L54 49L51 48V49H52V50H51L50 47H49L48 45H46V44H48V42L46 41L47 37L44 36L45 39H43L44 37L42 36V34L40 35V33H39L40 31L43 32V30H40V29H41L40 27L43 26V25H38ZM113 22H116V23H115L116 25H118V24L120 23V24L118 25L119 27H121V26L123 27V26L125 25V28L123 27L121 30H119V27H117V28H118V29H117V28L115 27V24H114ZM117 22H118V24H117ZM144 22H145V23H144ZM1 23H2V24H1ZM24 23H25V24H24ZM29 23H30V24H29ZM57 23H59V24H57ZM70 23H71V24H70ZM103 23H104V22H103ZM121 23H122V25H121ZM139 23H141V26H142V24H145L144 27H143L142 29L144 30V28H147L148 33L151 34V37L149 36L148 33H145V32H147V30H144L145 32H143V30H142L141 28L139 29V27H140V26H139ZM148 23L150 24L149 27H148V25H149ZM159 23L162 24V25H160L161 28H164L163 25H165L166 28H169V29H170V25H172V29H170L171 31H170L169 29H164V30H163L164 32H161L162 30L159 29L160 27L158 28V26H159L158 24H159ZM13 24L16 25L17 28H16L15 26H13ZM32 24H33L34 27H32ZM81 24H82V25H81ZM135 24H137V25L135 26ZM152 24H153V25H152ZM154 24H155V25H154ZM9 25H10V26H9ZM26 25H28V26L30 25V30H29V27H28V30L26 29V28H27ZM52 25H53V26H52ZM70 25H71V27H70ZM73 25H74V26H73ZM75 25H76V27H75ZM128 25H129V26H128ZM1 26H2V27H1ZM3 26H4V27H3ZM24 26H25V28H24ZM77 26H78V27H77ZM81 26H82V27H81ZM84 26H85V27H84ZM86 26H89L90 28H89V27H86ZM92 26H94V29L92 28ZM104 26H105V27H104ZM112 26L115 27V28H113ZM133 26H135L136 28L133 27ZM145 26H146V27H145ZM173 26H175V27H173ZM11 27H13V28H15V29H18V30L15 31V32L12 31V34H10L11 30H15V29H13V28H11ZM31 27H32L34 30H32ZM72 27H73V28H72ZM150 27L153 28V31H157L156 33H157V35H159L158 37H154V36H157V35H155V33H153V31H152V29H151ZM5 28H6V29H5ZM9 28H11V29H9ZM19 28H20V29H19ZM59 28H60V29H59ZM65 28H66V29H65ZM97 28H99V29L97 30ZM112 28H113V29H112ZM133 28H135V29L133 30ZM157 28H158L159 30H157ZM4 29L7 30L9 33H8L7 31H6V33H5V31H3ZM8 29H9L10 31H9ZM24 29H26V32H24V31H25ZM51 29H50V30H51ZM61 29H62V30H61ZM78 29H79V30H78ZM82 29H83V30H82ZM111 29H112V30H111ZM150 29H151L152 32L149 31ZM173 29H174L175 31H174ZM177 29H178V30H177ZM31 30H32V34L29 32V33H30V37H31L32 35H34L33 33H35V35L32 36V37H35V38H36V34H37L36 32H38V31L40 30V31L38 32L39 34L37 35L38 37H37L36 39H35V38L33 39V38L31 37V38L34 40V41H33V45L37 43V42H35V41H37V40H38V44H39V41L41 42V39L44 40V41L41 42V45H40V46H37L38 44H36V48H37V47L40 48L41 46L43 47L42 44H43V43H46L45 46H48V47H49V48L47 47L48 50L53 51V53H51V55L49 54L50 56H52V57H50V56L47 54V53H48L47 48L44 46V47H43V48H44L43 50H45V48H46V51H45V52L43 51V52L45 53V54H44V58H47V56L45 57V55H48V56L50 57V58H48L49 60H51V59L54 58V59H53L54 61L51 60L52 63H54V62L57 63V62H58V61H56L57 59H59L60 57L62 58V56H65L66 59H68V60H67L68 62H69V60H70V63L72 64L71 61H73V63L76 61L75 63L78 62L77 64H79V66H80L81 68H83V69H81L80 67L78 68V65L75 64V63H74V65H73V64H72V65L70 64V66H71V67H70V66H69V63H68V64H67V65H68L67 67H70V68H72V69H69V68L64 69V68H65V65H62V69L59 68V67H61V66L56 67V69H58V68L60 69V72H59V71L56 72V70H53V71H52V69H50L51 71L49 70L50 72L48 73V72L45 70V68H44V70H45L47 73H46V72H42V71H43L42 69H41L42 71L36 72V71H38V69H39L38 66L41 65L42 63L46 64V62L44 61L43 57L41 56L42 51L39 50V49L37 48L38 51H40V57H42L41 59H43L44 62L42 61V63H40L41 61H38V60H41V59L39 58V54H38L39 52H33V49L35 48V45L33 46V49H32V48L29 49V46L31 45L30 42H32V41H30V42L28 41V42H27L26 39L29 40L30 37H28V38H25V37L27 36V34H28V36H29V33H27V31H31ZM59 30H61V32L63 31V32H62L63 34H64V32H65V35H64L63 37L61 36V37H62L61 39L59 38L60 36L58 37L57 34H56L57 36L55 35L56 37L54 36V34H55V33H58ZM73 30H75V31H73ZM110 30H111V31H110ZM116 30H117V31H116ZM122 30H124V32H123ZM125 30H126V31H129V32L131 33V34H130V35H131L130 37H129V35H128V36L126 35V38H127V39H128V37L131 39V40L128 39V42H129V41H130L131 43H132V41H133L134 43L136 42V43H135V44H137L136 47H137L138 44H139V48H140V47H141V48L145 47V48H143V49H144V52H142L143 50L141 51V50L135 48V47H134V46H135L134 43L131 44V43L129 42V43L131 44V46H130L129 43L126 44L127 40H126V42H125V39H124L125 36L123 35V36H124V37H123V36L121 35V34L126 33ZM140 30H141V31H140ZM167 30H168V32H167ZM19 31L22 32L23 34H21ZM51 31H53V30H51ZM84 31H85V32H84ZM109 31H110V33H107V32H109ZM112 31H113V32H112ZM119 31H120V32H119ZM137 31L140 32V33L138 34ZM177 31H178V32H177ZM18 32H19V33H18ZM44 32H45V31H44ZM49 32L46 33L47 36H48ZM61 32H60V33H61ZM117 32H118V34L120 33L121 36H120V35L118 36ZM129 32H127V34H129ZM132 32H133V33H132ZM141 32H143L144 34L141 33ZM159 32H160V33H165V34L167 33V35H165V34L162 35V34H160ZM170 32H171V33H170ZM174 32H176V33H174ZM25 33H26V34H25ZM62 33H61V34L58 33V34H59V35H62ZM67 33H68V34H67ZM69 33H70V35H69ZM74 33H75V34H74ZM111 33H113V34L111 35V39H113V40H115V41L117 40V42H118V39H119V37H120L118 43H117V42L115 43V41H114L115 44H114V43H113V44L111 43L112 46L114 45L113 48L117 51V53L115 52L114 49L109 48L111 45L108 44L110 41H107V40H108V38H109V36H110L109 34H111ZM172 33L174 34V37H173V34H172ZM4 34H5L6 36H5ZM9 34H10V35H9ZM17 34H18V35H17ZM19 34H20V36H19ZM44 34H45V33H44ZM44 34H43V35H44ZM105 34H106V36H105ZM116 34H117V35H116ZM146 34H147V36H146ZM153 34H154V35H153ZM170 34H171V35H170ZM21 35H23V36L25 35L24 40H23V38H22V40L20 39V37H23V36H21ZM39 35H40V36H39ZM72 35H73V36H72ZM108 35H109V36H108ZM115 35H116V36H115ZM160 35H161V36H160ZM168 35H170L171 38H169ZM13 36H14V37L16 36L15 38L18 37V38H17L18 43H16L17 41H14L15 38H14ZM41 36H42V38H40ZM67 36H68V37H67ZM112 36H115V37H114L115 39H114ZM117 36H118V37H117ZM134 36H135L136 38H133ZM139 36H140V37H139ZM145 36H146V38H149V39H146ZM148 36H149V37H148ZM152 36H153V37H152ZM165 36H166V37H165ZM3 37H5V39H3ZM12 37H13L14 39L11 40V41H14V42L11 43V44H12V45H11L9 41H10V39H11ZM57 37H58V38H57ZM81 37H82V38H81ZM88 37H89V38H88ZM93 37H94V40H93ZM107 37H108V38H107ZM116 37H117V38H116ZM159 37H160V38L163 37V38H161V40L164 39V38H165V39L167 38V39H166L167 41H166V40H163V41H164V42L162 41L163 43H162L161 41L159 42V39H160ZM177 37H175V38H177ZM31 38H30V39H31ZM38 38H40V39H38ZM52 38H53V40H52ZM98 38H97V39H98ZM151 38H154V40H155V39H158V41L156 40L154 43H156V42H157L158 44L161 43V44H160L161 47H160V45H159V48H160V49L157 48V47H158V44H154V43H153L154 40L151 39ZM168 38H169V41H168ZM19 39H20V40H19ZM54 39H55V41H54ZM59 39H60V40H59ZM64 39H65V38H64ZM64 39H63V40H64ZM76 39H77V40H76ZM81 39H82V40H81ZM85 39H86L87 41H86ZM109 39H110V38H109ZM132 39H133V40H132ZM139 39H140V40H139ZM173 39H174V40H173ZM262 39H263V41H264V35H263ZM2 40H3V42H2ZM63 40H62V41H63ZM71 40H72V41L75 40L76 42H74V41L72 42ZM88 40H89V41H88ZM90 40H91V41H90ZM120 40H121V41H120ZM143 40H144V42H143ZM147 40H148V42H150L149 40H151V42H150L151 44H149V43L147 42ZM5 41H6V40H5ZM21 41L24 42L23 45H25V43H26V45H27V43H29V45L26 46L27 49L24 48L25 46H23V45L21 44V43H22ZM25 41H26V42H25ZM45 41H46V42H45ZM53 41H54V42H53ZM56 41H57V42H56ZM85 41L88 42V43H87L88 45L82 44V43H86ZM104 41H106L105 43H107L109 46H108L107 44H105ZM19 42H21V43H19ZM55 42H56L57 44H56ZM92 42H93V44H92ZM111 42H113V41L111 40ZM138 42H141V43H138ZM165 42H167V43H165ZM1 43H2V44H1ZM15 43H16V44H15ZM72 43H74V44H72ZM94 43H96L97 45L94 44ZM103 43H104L107 47H106ZM122 43H123V44H122ZM14 44H15V45H14ZM17 44H18V45H17ZM20 44L23 46L24 49H22V48H18V47H21ZM91 44H92V47H93V48L90 47ZM101 44H102V46H101ZM117 44H118V45H117ZM121 44H122V45H121ZM133 44H134V46H133ZM152 44H154L155 46L157 45V46L155 47V49L158 50V51H156L157 53L159 52L158 54H157L156 52H152V48H154V45H152ZM171 44H172V45H171ZM10 45H11V46H10ZM69 45H70V46H69ZM80 45H81V47H80ZM83 45H84V46H83ZM89 45H90V46H89ZM93 45H95V47H94ZM120 45H121V46H120ZM126 45H129V47H126ZM140 45H141V46H140ZM4 46H5V47H4ZM31 46H32V45H31ZM82 46H83V47H82ZM85 46H86V47H85ZM3 47H4V48H3ZM42 47H41V48H42ZM55 47H56V48H55ZM71 47H72V48H71ZM98 47H99V49H98ZM103 47H105V48L103 49ZM132 47H134V48H132ZM16 48H17V49H16ZM36 48H35V49H36ZM41 48H40V49H41ZM90 48H91V49H90ZM95 48H96V49H95ZM126 48H129V49H128V50H129V54H128V50L126 51ZM130 48L133 49V50H131ZM141 48H140V49H141ZM169 48H170V51H169ZM21 49L24 50V51H26L25 54L28 55V56H26L24 53L22 54V55H24L25 57H28V58H26V59H23V58L19 55V56H20V59L22 58V59L24 60V64L21 63L22 60H20L19 57L17 56L18 54H21V53H22V52L20 51ZM31 49H32L31 53L33 52V53H35V54L32 55L31 53H29L28 50H31ZM84 49H85V50H84ZM97 49H98V50H97ZM110 49H111V51H109ZM121 49H122V51H121ZM147 49H148V50H147ZM155 49H154V50H155ZM77 50H79V51H77ZM87 50H88V51H87ZM100 50H101V51H100ZM105 50H106V51H105ZM112 50H113V52H115V53H113ZM130 50H131L132 53H133V52H136V50H137V55H138V52L140 51V52H139V53H140L139 55H141L142 58L144 57L143 54H145V55H146V54L149 55V56H146L147 58H146V57H144L143 59L141 58L143 61H140V60H138V59H139V55H138V58H137V56H135L136 53H133V54H135V55H134L135 58H134V57H133V54H132V57H133L134 59L137 58V61H140V63H142V64H140L139 62L136 61V62L139 63V65H140V66H137V67H140L139 69H143V70L145 69L144 71L146 72V76H147V78H149V79L146 78L147 80H146V79L144 80V79L140 78L139 76H137L139 73H141L142 75H144V73H145L144 71H141V70H140V72H138L139 69L137 70V68L132 69L133 72L130 71V70H131L130 67H128V68L125 69V67H122V66H126V65H123V63H122L121 61H116V62L119 63V64H117L115 61H114V62H115L116 64H115L114 62H111L110 65H108V69L105 70V72H102V71L104 70L102 66L105 65V64H104V63L106 62L105 60H106L107 58H109V56H110V59H112V61H113V59H114V60H118V58H119L120 56L123 57V56H122V53L125 51L124 54H128V55H127V56L124 55V57L126 56V57L129 59L130 57H128V56H131V55H130V54H131ZM138 50H139V51H138ZM175 50H176V49H175ZM175 50H174V52H175ZM1 51H0V52H1ZM27 51H28V52H27ZM34 51H37V50H34ZM51 51H49V52H51ZM56 51H58V49H57ZM59 51H58V52H59ZM84 51H85V52H84ZM102 51H103V52H102ZM148 51H149V52H148ZM150 51H151V54H152V55L156 53L155 55H157V56L159 57V58H157V62H155V60H153L154 57H155V59H156L157 56H153V58H151L152 55L149 54ZM13 52H14V54H12ZM20 52H21V53H20ZM46 52H47V53H46ZM70 52H72V53H70ZM75 52H76V53H75ZM77 52H78V53H77ZM86 52H88V54H87ZM94 52H95V53H94ZM104 52H105V53H104ZM162 52H164L163 49H162ZM162 52H161V53H162ZM165 52H164V54H162V58H163L164 56H166L165 59L168 60V59H167L168 57H167V55H166L167 53L165 54ZM170 52H171V53H170ZM9 53H10V54H9ZM17 53H18V54H17ZM27 53H29L30 55L27 54ZM85 53H86L88 56H87V57L85 56V57H84L85 59L81 60V58H82L84 55H86ZM98 53H99V55H98ZM100 53H101V54H100ZM102 53H103V54H102ZM109 53H110V55H108ZM112 53H113V54H112ZM141 53H142V54H141ZM7 54H8L9 56H10V55H13V56H14L13 59H12V61H14V63L11 62V58H12L11 56H10L11 58H10V57L7 58V57H8ZM36 54H37V55H36ZM52 54H54L55 57H54ZM57 54H58V53H57ZM111 54H112V55H111ZM120 54H121V55H120ZM31 55H32V56L36 55V56H34V57L31 58V57H30ZM42 55H43V54H42ZM72 55H73V56H72ZM101 55H102V57H100ZM115 55H119L118 58H117V56H116L117 59L114 58ZM56 56H57V57H56ZM77 56H78V58H77ZM91 56H92V57H93V56L95 57V58L93 57V58L95 59V62H94V60H93V58H92ZM105 56H106V57H105ZM1 57H2V58H1ZM25 57H24V58H25ZM29 57L31 58V60H30ZM37 57H38L39 59H38ZM90 57L92 58L91 60H92V62H94V64H93V63H90L91 61L88 60V59H90ZM111 57H112V58H111ZM149 57H150V58H149ZM15 58H16V59H15ZM69 58H70V59H69ZM97 58H99V59H97ZM105 58H106V59H105ZM127 58H126V59H127ZM145 58H146V59H145ZM6 59H7V61H8V59H9V61L7 62ZM14 59H15L16 61H15ZM17 59H18V61L20 60V64L17 63ZM27 59H28L29 61H27ZM32 59H33V60H32ZM34 59H36V60H34ZM48 59H47V60H48ZM119 59H120V58H119ZM148 59L151 60L150 63H153V62H155V63L152 64V65H149L150 63H149ZM25 60H26V61H25ZM49 60H48V61H49ZM61 60H62V59H61ZM61 60H59V62H61ZM79 60L82 61V62H80ZM86 60H87V61H86ZM35 61H36V66H34V62H35ZM48 61H47V62H48ZM96 61H97V62H96ZM9 62L12 63V65L14 64V65L16 66V67H15L16 70H17V65H19V66H20V65H23L24 67L22 66V68H25V69H26V67H27L26 70L23 69V71H22V69H20L21 66H20V67L18 66L19 68H18L17 71H18V72H19V71L21 72V73H19V74H20V75L24 74V75H22V76H24V77H23V78H20V81H19V78H18L20 75H17L18 77H16V75L13 76V73H14L15 68H14V70H13L14 65H13L12 67H10L11 64H10ZM27 62L29 63V65L27 64V66H26V63H27ZM37 62L39 63L38 65H37ZM63 62H64V58H63V60H62V62H61L60 64H64V63L66 64V63H67L66 60H65L64 63H63ZM83 62H84V63H83ZM120 62L122 63L121 65H120ZM136 62H135V63H136ZM147 62H148L149 64H148ZM5 63H6V64H5ZM56 63H55V64H56ZM80 63H81V64H80ZM112 63H113V64H112ZM137 63H136V65H137ZM2 64H3V65H2ZM7 64H8V65H7ZM32 64H33V65H32ZM83 64H84V65H83ZM85 64H86V65H85ZM89 64H90V65H89ZM101 64H104V65H101ZM124 64H125V63H124ZM144 64H145V65H149V66H148V69L150 70L151 74H148V73H147V72H149V71H146L147 66H145ZM5 65H6V66H5ZM58 65H59V63H58ZM58 65H57V66H58ZM75 65H77V66H75ZM116 65L121 66V68H120L121 70H119V69H118L119 67L116 66ZM136 65L134 64L135 67H136ZM142 65H144L145 68H144ZM32 66L35 67V69H37V70H36V71H35V70L33 71V70H32V69H33ZM110 66H111V67H110ZM134 66H133V67H134ZM141 66H142L143 68H142ZM151 66H152V68H153L154 70L151 69ZM30 67H32V68H30ZM74 67H75V68H74ZM76 67H77V68H76ZM89 67H90V68H89ZM100 67H101V68H100ZM149 67H150V68H149ZM28 68H29V69H28ZM157 68H159V70H160V67H157ZM161 68H164V67H161ZM46 69L48 70V68H46ZM59 69H58V70H59ZM68 69H69L70 72H67L68 74H66V76H64V74L66 73V71H68ZM73 69H75V70L73 71ZM88 69H89V70H88ZM122 69H125V70H122ZM127 69H128V70H127ZM165 69H166V68H165ZM165 69H162L161 71L163 72ZM27 70H31V71L29 72V71H27ZM62 70H63V71H62ZM65 70H66V71H65ZM110 70H111V71H110ZM115 70H116V71H115ZM117 70H118V71H117ZM136 70H137V73L135 72ZM17 71H16V74H17ZM32 71H33V72H32ZM77 71H75V72H77ZM85 71H86V72H85ZM107 71H108V72H107ZM161 71H160V72L158 71V72H156L155 74H157V73L160 74ZM26 72H27V73H28V72H29V73H34V74H35V72H36V75H35V77H34V75H32V74L29 75V73H28V76H29V77H27V80H25V77L27 76V73H26ZM40 72H42V74H43V73L46 74V76L43 74V75H44L43 79H42V76H43V75H41ZM64 72H65V73H64ZM75 72H74V73H75ZM84 72H85V73H84ZM109 72H110L111 74H108ZM115 72H116V73H115ZM130 72H132L133 74H130ZM142 72H143V73H142ZM5 73H6V74H5ZM37 73H39V74H37ZM54 73H55V75H54ZM57 73H58V74H57ZM80 73H81V75H80ZM119 73H120V75H119ZM135 73H136V74H135ZM25 74H26V75H25ZM49 74H50V75H49ZM85 74H86V75H85ZM112 74H113L114 76H112ZM125 74H127V76L130 74V75H129V78H126V75H125ZM31 75H32V76H31ZM108 75H111V76H108ZM116 75H117V76H116ZM121 75H122V76H121ZM131 75H133V79L130 78ZM142 75H140V76H142ZM149 75H150V77H149ZM157 75H158V74H157ZM12 76H13V77H12ZM39 76H41V77H39ZM49 76H50V77H49ZM54 76H55L56 78H55ZM62 76H64V77H62ZM82 76H83V77H82ZM107 76H108V77H107ZM134 76L139 77L140 80H139V83L137 82L138 84L135 83L136 80H137V78L134 77ZM3 77H0L2 81H3ZM47 77H49L50 79L47 78ZM60 77H61V78H60ZM81 77H82V78H81ZM103 77H102V78H103ZM116 77H117V78H116ZM143 77H144V76H143ZM155 77H156V76H155ZM12 78H13V79H14V78H15V79L18 78V80L16 79V82H15L16 85H15L14 82H13V81H15V80H13ZM31 78H32V79H31ZM33 78H35V79L33 80ZM63 78H65V79L63 80ZM76 78H77V79H76ZM135 78H136V79H135ZM150 78H152V81H153V82L151 81ZM23 79H24V80H23ZM28 79H29V80L31 79V80L33 81L32 84L30 83L33 87H32V86H29L28 89H27V86L29 85V83L27 82V81H29ZM36 79H37V80H36ZM108 79H109V80H108ZM115 79H117V80L115 81ZM10 80H12V81H10ZM21 80H22V81H21ZM31 80H30V81H31ZM38 80H39V81H38ZM52 80H53V81H52ZM79 80H80V81H79ZM84 80H83V81H84ZM94 80H96V78H95ZM134 80H135V82H134ZM148 80H149V81H148ZM25 81H26V82H25ZM30 81H29V82H30ZM44 81H45V82H44ZM48 81H49V82H48ZM65 81H66V82H64V85H62V87H64L68 81L70 82V80H68V81L65 80ZM92 81H93V80H92ZM109 81H113L114 84L112 83V85L110 86L111 82L109 83ZM150 81H151V82H150ZM23 82H24V83H23ZM43 82H44V86H43ZM94 82H95V81H94ZM148 82H149V83H148ZM19 83H23V84L21 85V84H19ZM25 83H26V84H25ZM36 83H37V84H36ZM57 83H59V85H58ZM17 84H18L19 86H18ZM41 84H42V85H41ZM56 84H57V85H56ZM100 84H99V85H100ZM147 84H148V86H147ZM162 84H163V83H162ZM12 85H13V86H12ZM24 85H27V86H26V89L29 90V91L26 90V91H27V92H26V91L24 90L25 88H22V87H21V86L24 87ZM40 85H41V86H40ZM50 85H51V86H50ZM54 85H55V86H54ZM152 85L155 86L156 84H152ZM152 85H151L150 89H153V88H152ZM15 86H16V87H15ZM139 86H140V85H139ZM154 86H153V87H154ZM162 86H163V85H160V88H161ZM164 86L166 87V85H164ZM164 86H163V90H165ZM169 86H170V85H167V87L170 88V92L167 91V90H169V89L165 90V92L167 91V92L171 93L172 88L169 87ZM263 86H264V84H263ZM1 87H2V88H1ZM13 87H14L15 89H14ZM18 87H19V88H22V90H21V89L19 90ZM30 87H31V88H30ZM35 87H36V88H35ZM133 87H134V86H133ZM146 87H147V88H146ZM46 88H47V90H46ZM51 88H52V89H51ZM56 88H57V87H56ZM136 88H137V87H134L133 89H136ZM154 88H155V87H154ZM30 89H31L32 91H31ZM40 89H41V90H40ZM6 90H7V91H6ZM9 90H10V91H9ZM16 90H17V91H16ZM42 90H43V91H42ZM95 90H96V88H95ZM136 90L138 91V88H137ZM11 91H12V92H11ZM19 91H20V92H19ZM22 91H24V92H22ZM40 91H41V92H40ZM6 92H7V93L9 92L8 95L11 93V96H10V95L8 96V95L6 94ZM15 92H16V93H15ZM18 92H19L20 94H19ZM28 92H29V93L32 92V93L29 94ZM43 92H45V93L47 92V93L45 94V93H43ZM96 92H98V94L101 93V92H99L98 89H97ZM102 92H103V91H102ZM167 92H166V93H167ZM12 93H14L15 95H14V94L12 95ZM25 93H26V94H25ZM116 93H117V94H116ZM36 94H37V95H36ZM43 94H44V95H43ZM62 94H64V95H62ZM26 95H27V96H26ZM32 95H34L35 97H32ZM47 95H48V94H47ZM144 95H145V94H144V92H143V96H144ZM1 96H2V97H1ZM18 96H19V97H18ZM25 96H26V97H25ZM36 96H38V97H36ZM39 96H40L41 98H40ZM69 96H70V97H69ZM5 97H6V98H5ZM10 98H11V99H10ZM12 98H13V99H12ZM18 98H19V99H18ZM27 98H28V99H27ZM32 98H33L35 101H34ZM3 99H4V101H3ZM5 99H6V100H5ZM36 99H37V100H36ZM11 100H12V101H11ZM66 100H65V102H66ZM71 100H72V98H71ZM2 101H3V103H1ZM18 101H19V103H18ZM22 101H23L25 104H24ZM73 101H74V100H72V102H73ZM4 102H5V103H4ZM11 102H12V103H11ZM13 102H15V103H13ZM8 103H9L10 106L8 105ZM27 103H28V104H27ZM32 103H33V104H32ZM73 103H74V102H73ZM2 104H5V106H4V105L2 106ZM15 104H16V107H18L17 109H16V107H15ZM17 104H18V105H17ZM19 104H20V105H19ZM21 104H22V105H21ZM31 105H32V106H31ZM36 105H37V106H36ZM44 105H45V106H43V107H44L43 109H46V107H47V105H48V101H46V104H44ZM11 106H12V107H11ZM24 106H25L26 108H25ZM22 107H24V108L21 109ZM28 107H29V109H28ZM91 107H92V108H91ZM91 107H90L91 109H89V113H90V114H93V113L95 112V110H96V107H95L94 105L91 106ZM94 107H95V108H94ZM6 108H7V110H6ZM93 109H94V110H93ZM2 110H3V111H2ZM5 110H6V113H5ZM24 110H25V111H24ZM30 110H32V111L30 112ZM38 110H39V109H38ZM14 111H15V112H14ZM90 111H91V112H90ZM7 112H8V113H7ZM11 112H12V113H11ZM19 112H20V113H19ZM23 112H24L25 114H23ZM29 112H30V113H29ZM2 113H4L5 115H2ZM44 113H49V112H48V110L46 109V111H44ZM8 114H9V118H8ZM12 114H13V115H12ZM17 114H18L20 117H18ZM23 115H25V116H23ZM44 115L46 116V114H44ZM10 116H12V118H11ZM47 116H48V114H47ZM75 116H76V115H75ZM16 117H17V119H16ZM21 117H22L24 120H23ZM13 118H14V119H13ZM26 118H27V119H26ZM75 118H76V117H75ZM75 118H74V121H75ZM7 119L9 120L10 123H7V124H8V128L6 127L7 130H5V129H3V126H4L3 124H4L5 122L8 121ZM11 119H12V120H11ZM18 119H20V120H18ZM21 119H22V121H21ZM1 120H2V121H1ZM12 121H14L15 123H13ZM30 121H33V122H32L33 124H40V125L42 124L41 128H40V126H39V127L37 126L38 128H37V127H34L35 125L33 126V124H30V123H29ZM23 122H24L25 125L23 124ZM14 124H15V125H14ZM20 124H21V125H20ZM28 124H29V125H28ZM59 124H60V123H59ZM59 124H58V123L55 124V126H54V131L57 132V128H58V129L61 128V129L58 130V131H62V132H63L64 130H66L64 127H63L64 130H63L62 127H61L62 125H61V124L59 125ZM19 125H20V126H19ZM10 126H11V128H10ZM13 126H14V127H13ZM17 126H18V127H17ZM24 126H25V127H24ZM26 126H27V127H26ZM28 126H29V127H28ZM56 126H57V127H56ZM33 127L35 128V130H32V129H34ZM42 127H43V128H42ZM14 128H15V129L17 128V129H16L17 131H16ZM27 128H28V129H29V128H30V129L32 128L31 130L33 131V133L31 134L32 131L29 129L28 131H30V135H29V134H25V133H27V130H26V132H25L24 129H27ZM18 129H19V130H18ZM20 129H21V131H20ZM22 129H23V132H25V133L21 135L20 132H22ZM67 129H68V128H67ZM69 129H71V128L69 127ZM3 130H5V131H3ZM12 130H13V131H12ZM36 130H37V131H36ZM39 130H40L41 132H40ZM2 131H3V132H2ZM6 131H7V132H6ZM14 131H15V132H14ZM34 131H35L36 133H35ZM66 131H67V130H66ZM11 132H12V133L14 132V133L12 134ZM38 132H40V133L38 134ZM62 132H60V133H62ZM1 133H2V134H1ZM4 134H5V135H4ZM11 134H12V135H11ZM15 134H16V135H15ZM40 134H41V135H40ZM64 134H65V136H67V137L69 136L68 132H67L68 135H67L65 132L62 133L61 135H63V137H64ZM3 135L5 136V138L2 139V136H3ZM20 135H21L22 137H21ZM25 135H26V136H25ZM27 135H29V137H28ZM33 135H34V136H33ZM19 136H20V137H19ZM23 136H24V138H23ZM35 136H36V139H35ZM13 137H16V138H13ZM33 137H34V138H33ZM37 137H38V138H37ZM9 138H10V137H9ZM17 139H16V141H17ZM22 139H24V140H22ZM33 139H34V140H33ZM37 139H38V141H37ZM39 139H40V140H39ZM2 140H3V141H2ZM20 140H21V141H20ZM31 141H32V142H31ZM34 141H35L36 143H35ZM42 141H44L46 145L44 144V142L42 143ZM19 142H20L21 144H20ZM46 142H47L48 144H50V143H51V144L48 145ZM52 142H54V143L52 144ZM23 143L25 144V146H21V147H20V145H24ZM16 144H17V142H16ZM19 144H20V145H19ZM36 144H37V145H36ZM38 144H40V145H38ZM65 144H66V145L68 144V145L66 146ZM26 145H27V146H26ZM28 145H30V146H29L30 148L32 147V148H31L32 151L29 150L30 148H28ZM35 145L37 146L38 149H36V146H35ZM47 145H48L49 147H48ZM51 145H52V146H51ZM55 145H56V146H55ZM34 146H35V152H34V149H33ZM40 146H41V147H40ZM54 146H55V147H54ZM6 147H7V151H6ZM23 147H24L25 149L22 150ZM26 147H27V149H26ZM50 147H51V148H50ZM52 147H53V148H52ZM39 148H40V149L42 148V150H40ZM45 148H46V149L48 148L47 151H46ZM55 148H56V149H55ZM67 148H68L69 150H68ZM70 148H71V149L73 148V149L71 150ZM43 149H45V152H46V153L44 152ZM51 149H52V151H55V152H54L55 154H54L53 152H51ZM37 150H38V151H37ZM39 150H40V151H39ZM27 151H31L32 153H30V152L27 153ZM42 151H43V153H42V154L40 153V154H41V156H40V155H39V152H42ZM68 151H69V152H68ZM37 152H38V153H37ZM48 152H49V153H48ZM50 152H51V153H50ZM59 152H60V153H59ZM67 152H68V153H67ZM11 153H12V154H11ZM11 153H10L11 155L9 154V156H8L7 162H8V160H9V162L12 161L13 159L15 160L14 157H15L16 155H13V152H11ZM25 153H26V156L24 155ZM44 153H45V154H44ZM56 153H57V154H56ZM27 154H29V155L31 154V155L29 156V155H27ZM33 154H34L35 156H34ZM48 154L50 155V158H48V157L46 156V155H48ZM59 154H60V161H59V159H57V158H59V156H58ZM66 154H65V156H66ZM32 155H33V156H32ZM49 155H48V156H49ZM51 155L54 157L53 159L55 160V162H56V160H58L56 163L54 162V160H51V159H52V156H51ZM11 156H14V157L11 158ZM17 156H18V154H17ZM37 156H38V157H37ZM56 156H58V157H56ZM34 157H35V159H34ZM46 157H47L48 159H47ZM28 158H29V160L32 158V160H33L35 163H34L32 160L29 161ZM37 158H38V160H37ZM40 158H41V159H40ZM55 158H56V159H55ZM11 159H12V160H11ZM49 159H50V161H49ZM27 160L29 161L30 165H29V163L27 162ZM39 160H40L41 162H43V163L39 162ZM64 160H65V159H64ZM25 161H26V162H25ZM31 161H32V162H31ZM36 161H38L37 164H36ZM46 161H47V162H46ZM48 161H49V162H48ZM51 161H52V163H54L53 166L51 165V164H52ZM5 162H6V161H5ZM58 162H59V163H58ZM60 162H62L63 164H61ZM67 162H68V161H67ZM2 163H4V162L0 160V164H2ZM32 163H33V165H31ZM48 163H49V164H48ZM25 164H28V165H25ZM56 164H59V165H57V166H59L60 168L55 169V167H57V166H55ZM43 165H45L46 167L43 166ZM50 165H51V166H50ZM60 165H61V166H60ZM30 166H33V167L30 168ZM47 166L52 167V169L49 168V167H47ZM54 166H55V167H54ZM62 166H63L64 168H63ZM43 167H44V168H43ZM53 167H54L55 171H54ZM48 168H49V169H48ZM62 168H63V169H62ZM47 169H48V170H47ZM43 170H44V171H43ZM50 170H51V171L53 170V171L51 172ZM84 170H86V169H84ZM39 171H40V172H39ZM46 171H48V175H49V174H51V175H49V176L47 175V176H46V174H47ZM42 172H44L45 175H44V173H42ZM49 172H50V173H49ZM54 174H55V175H54ZM53 175H54L55 178H54V177L52 178ZM71 175H72V174H71ZM41 176H42V177H41ZM43 176H44V177H43ZM72 176H73V175H72ZM47 177H49V178H47ZM25 178H26V180H25ZM36 178H37V179H36ZM40 178H41V179H40ZM42 178H43V179H42ZM34 179H35V181H34ZM46 179H47V182L49 181L48 185H47V183H46ZM52 179H53V181H54V179H55V181L53 182ZM40 180H41V181H40ZM50 180H51L52 184H51ZM26 181H28V182H27V185H28L27 187L23 186V185H26ZM36 182L39 183V184H37ZM21 183H22V184H21ZM30 183H31V184H30ZM40 183H41V185H40ZM45 183H46V184H45ZM32 184H33V185H32ZM30 185H31L32 187H31ZM39 185H40V186H39ZM46 185H47V186H46ZM19 186H21V187H19ZM52 186H53V187H52ZM34 187H36V188H34ZM37 187H38V188H37ZM46 187H47V188H46ZM50 187H51V188H50ZM54 187H55V188H54ZM19 188H20V190H19ZM27 188H28V189H27ZM30 188H31V189H30ZM41 188H43V190H42ZM37 189H38V190H37ZM44 189H45V190H44ZM48 189H49V190H48ZM50 189H51V190H50ZM52 189H53V190H52ZM54 189H55V190H54ZM24 190H25V191H24ZM32 190H33V191H32ZM41 190H42V191H41ZM31 191H32V192H31ZM36 191H35L34 193H37ZM43 191H45V192H43ZM46 191H47V192H46ZM17 192H18V193H17ZM23 192H24L25 194H23ZM29 192H30V193H29ZM87 192H88V193H87ZM89 192H91V189H90V191H89V189L86 190V193L84 192L85 196H84V194H83V196L81 197L82 200H84L83 198H85L87 194H90ZM21 193H22V194H21ZM34 193H33V194H34ZM51 193H52V195H51ZM26 194H27V195H26ZM20 195H21V196H20ZM43 195H45V196H43ZM16 196H17V197H16ZM24 196H25V197H24ZM46 196H47V197H46ZM54 196H55V198H53ZM22 197H23L24 199H21ZM14 198H15V199H14ZM19 198L21 199V201H20ZM25 198H26V199H25ZM45 198H46V199H45ZM44 199H45V200H44ZM10 200H12V201L14 200V201L11 202ZM22 200H23V201H22ZM9 201H10L11 203H9ZM72 201H73L74 203L71 202L70 205H68V206H70V207H67V208H70V209H71V208H72L71 206H73V207H74V208H72V211H73V210H76V209H77L78 204H79L81 201H80V199H79L80 202L78 201V199H77L76 202H75V200H72ZM35 202H36V201H35ZM35 202H34V203H35ZM77 202H78V203H77ZM3 203H4V204H3ZM8 203L10 204V206H8ZM31 204H33V202H32ZM6 205H7V207H8L7 209H6ZM41 205H42V206H41ZM3 206H4L5 208H3ZM44 206H45V207H44ZM75 206H76V207H75ZM9 207H10V208H9ZM15 207H16V205H15ZM31 207H33V206H31ZM75 208H76V209H75ZM12 209H11V210H12ZM70 209H69V210H70ZM4 210H5V211H4ZM25 210H26V209H25ZM25 210H24V211H25ZM67 210H68V209H67ZM26 211H27V210H26ZM28 211H29V210H28ZM28 211H27V212H28ZM36 211H37V212H36ZM14 213H15V215H14ZM29 213H28V215H29ZM34 215H33V218H34ZM10 216H11V217H10ZM18 216H19V217H18ZM24 216H27V217H25V219H23ZM12 217H13V218H12ZM9 218L12 219V220H10ZM20 218L23 219V220L20 221V220H21ZM14 220H15L16 222H15ZM24 220H25V222H24ZM18 221H19V222H18ZM23 222H24V223H23ZM15 223H16V224H15ZM29 224H30V225H29ZM12 225H13V226H12ZM14 225H15V227H14ZM19 226H20V225H19ZM30 226H31V227H30ZM2 227H3V228H2ZM11 227H12V228H11ZM13 227H14V228H13ZM24 227L27 228V232L25 231ZM78 227H82V226L79 225ZM15 228H16V229H15ZM17 228H18V229L21 228V229H19L20 232H19V230L17 231ZM148 228H149V226H148ZM3 229H4V230H3ZM6 230H7V231H6ZM21 230H22V231H21ZM74 230H75V229H74ZM24 231L27 233V235H26V233H25ZM75 231H76V230H75ZM5 232H6V233H5ZM30 232H31V234H30ZM13 233H14V234H13ZM28 233H29L30 235H28ZM11 234H12V235H11ZM119 234H120V233H117V236H119ZM20 236H21V237H20ZM121 236H122V238H121ZM15 237H16V238H15ZM23 237H24V238H23ZM125 237H126L125 235L120 234V239H123V238L125 239ZM6 238H7V239H6ZM117 238H118V237H117ZM117 238H114L113 241L116 242V241H117ZM15 239H16V240H15ZM24 239H25V241H24ZM26 239H28V240H30V241L28 242V240H26ZM115 239H116V240H115ZM12 241H13V242H12ZM16 241H17V242H16ZM14 242H16V244H15ZM44 242L46 243V245H48L49 240H47V241L44 240ZM2 244H3V245L5 244L6 247L3 246ZM55 244H57V243H55ZM16 245H17V247H16ZM49 245H50V243H49ZM7 246H8V247H7ZM13 246H14V247H13ZM30 246H31V247H30ZM10 247H11V248H10ZM32 247H33V248H32ZM19 248H20V249H19ZM22 248H23V249H22ZM29 250H30L31 252H30ZM13 251H14V252H13ZM21 251H23V252H21ZM21 253H22V254H21ZM32 253H33V254H32ZM36 253H37V252H36ZM49 254H50V255H49ZM60 254L63 255L64 253L62 252V253H60ZM8 255H9V256H8ZM13 255H14V256H13ZM26 255H27V256H26ZM2 256H0V257H1L2 260H3V257H2ZM19 257H18V258H19ZM1 258H0V259H1ZM5 258H4V261H2V260H1V261H2V262H5V260H6ZM8 258H7V260H9ZM30 258H31V259H30ZM36 259H38V260H36ZM39 259H40V260H39ZM15 260L17 261L18 259L15 258ZM41 260H42V261H41ZM50 260H52V261H50ZM161 260H162V259H161ZM39 261H40L41 263H40ZM6 262H7V261H6ZM6 262H5V264H6ZM37 262H38V263H37ZM50 262H51V263H50ZM164 262H165V261L162 260V264H165ZM0 264H3V263H0ZM188 264H192V262H189Z\"/></svg>",
  "mask_w": 264,
  "mask_h": 264
}]
</instances>
